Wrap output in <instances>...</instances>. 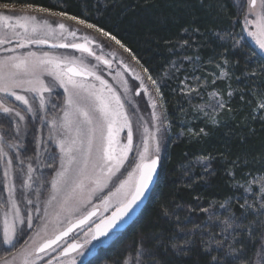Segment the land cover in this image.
<instances>
[{
    "label": "snow or ice",
    "instance_id": "snow-or-ice-1",
    "mask_svg": "<svg viewBox=\"0 0 264 264\" xmlns=\"http://www.w3.org/2000/svg\"><path fill=\"white\" fill-rule=\"evenodd\" d=\"M233 6L238 14H243L241 32L235 34L240 39L235 40L234 34L228 30H223L218 38L232 40L231 48L240 57H247L246 63L264 61V0H239V3L233 0ZM0 10H3L0 11V53H3L0 55V93L3 94L0 96V127L7 123V136L13 137L8 140L7 136L0 135V247L16 249L21 238L33 230L35 221H47L49 209L55 206L52 215L57 230L49 237L47 223L43 224L44 238L37 242L41 233L36 231L30 238L31 246L25 240L17 254L23 255V264H77V259L85 254L88 245L108 236L146 196L158 166L161 140L168 132L166 110L157 111L162 107L161 88L167 85L154 79L148 68L141 65L149 84L145 83V76L139 73L135 79L140 81V88L149 94L152 108V128L147 123L141 128L144 117L139 114V106L127 99L129 89L125 87L122 98L108 85L100 74L103 71L100 65L110 66L111 61L97 55L89 46L87 37L82 43H51L52 49H76L82 53L81 56L40 50V46L48 45L51 40H65V33L76 36V31L66 21L93 29L124 52L131 53L120 39L66 11L53 12L33 4L23 5L17 10L12 0H0ZM17 11L19 15L15 14ZM46 17L57 18L55 27ZM245 31L258 46L259 53L243 50ZM184 46H187V41ZM88 57L94 58L97 63L87 62ZM132 59L140 63L135 55H132ZM187 59L189 62L195 60L193 57ZM224 63L228 61L225 59ZM217 68H220L219 64ZM259 72L264 75V64L260 65ZM251 76L255 77L256 72H252ZM88 78L93 82H88ZM218 78H224L223 69ZM97 83L100 87H97ZM149 87L154 92H149ZM58 89H63V92H58ZM188 91L193 89L189 88ZM53 93L62 97V102L53 100ZM140 94L138 90L136 95ZM228 96L231 97L232 93L229 92ZM10 97L22 102L26 106L24 110L10 105L7 102ZM226 104V101H218L215 108L224 109ZM48 105L53 109L61 106L59 124L55 119L47 121L46 115H41ZM262 110L264 98L254 111ZM26 113L41 125L46 121L50 124L47 140L38 133L36 124L29 122ZM211 124L219 126L220 121L213 118ZM134 129L139 131L137 143H134ZM122 131L125 132L123 140L119 138ZM194 134L207 135L203 128L200 133ZM131 153L134 155L130 156ZM129 165L132 170L127 171V178L120 179L121 169L127 170ZM40 168L52 173L50 180L43 179V173L37 175ZM116 180L119 183L112 195L119 194V199L115 210L110 215L98 217L100 210L92 204L93 195ZM260 183V200L264 201V179ZM45 189L48 194L41 207ZM102 203L104 212H108L112 206L109 197H105ZM89 206L91 210L80 214ZM238 207L240 215L235 217L236 222L224 221L222 233H227L225 239L218 240L216 234L211 232L185 230L178 226L167 242L158 236H142L135 256L127 257L124 264H182L184 259L191 258L194 251L197 257H207L205 264H235L243 251L242 248H235V244L242 239L240 234H251V226L241 227L240 221L251 214L258 218L254 224L264 227V220L259 219L264 216V203L256 209H252L247 202ZM162 214L168 216L167 211L162 210ZM186 219L191 220L190 217ZM61 222L67 226L59 228ZM85 226L87 231L82 242L78 239L66 242L65 238L70 233L75 229L83 230ZM177 233H183L184 238H179ZM205 235L207 239L203 238ZM228 237H231V242ZM261 247L264 248V242ZM168 256L174 260L166 259ZM0 264L10 262L3 260Z\"/></svg>",
    "mask_w": 264,
    "mask_h": 264
},
{
    "label": "trees",
    "instance_id": "trees-1",
    "mask_svg": "<svg viewBox=\"0 0 264 264\" xmlns=\"http://www.w3.org/2000/svg\"><path fill=\"white\" fill-rule=\"evenodd\" d=\"M12 3L66 11L86 23L96 24L131 50L124 53L132 62L135 55L140 63L134 64L148 68L154 79L167 85L162 87V93L170 126L162 138L156 187L140 216L85 264H124L127 257L135 256L142 236H158L167 242L178 226L211 232L218 240L225 239L227 233H222L221 220L232 215L236 222L243 186L264 170V110L254 111L264 98V75L259 72L264 61L246 63L247 57H240L231 48L232 40L218 38V34L228 30L239 41L235 34L241 32L243 14L237 13L233 0H12ZM67 22L80 26L74 21ZM93 34L114 45L98 33ZM244 43V51L260 52L248 40L244 39ZM189 56L195 58V73L208 75L207 83L221 87L227 96L225 108L216 117L219 126L212 125L210 118L192 116L188 101L180 94L181 76H176L181 72L174 65L178 67ZM221 69L226 71L223 79L218 78ZM254 71L256 76L252 77ZM202 128L207 135L194 134ZM44 174L42 178L47 179L50 171ZM162 210L168 212L167 217ZM257 219L250 214L240 221L241 227L251 226V234H240L242 239L235 248L243 251L235 264H264L261 247L264 227L254 224ZM177 235L184 238L183 233ZM228 239L231 242V237ZM165 258L174 260L171 256ZM206 259L197 257L194 251L182 264H197V260L198 264H205Z\"/></svg>",
    "mask_w": 264,
    "mask_h": 264
},
{
    "label": "rangeland",
    "instance_id": "rangeland-1",
    "mask_svg": "<svg viewBox=\"0 0 264 264\" xmlns=\"http://www.w3.org/2000/svg\"><path fill=\"white\" fill-rule=\"evenodd\" d=\"M23 5H16L17 10H19ZM38 7V6H37ZM247 7V6H246ZM3 11V10H0ZM5 14H12V13H5ZM16 15H19L20 12L17 11L15 13ZM49 19L50 23H52L53 27L56 25V17H46ZM243 21V18H242ZM67 25L73 30L76 31V36L72 37L67 35L65 33L66 39L63 41H56V40H51L50 43H57V42H84L85 37L88 38L89 46L93 49V51L97 55H101L105 57L106 59L111 61V65H103L101 64L100 67L103 69V71L100 73L104 80L108 82V85L114 89L118 94L122 95V98L125 94V87L129 89V91L126 93L127 99L133 100L140 109V115H143L144 121L141 122V128L143 127L144 123H147V126L151 129L152 128V123H151V117L150 113L152 111L151 108V103H150V98L149 94L147 92H144L140 88V81H137L135 79V75L137 73L145 76V83L149 84V82L146 79V75L143 73V69L141 66L136 65L137 63L133 61L122 51L118 45H115L114 42H112L116 47L111 46L109 43L104 42L103 40L99 39L96 37L95 34H93L95 31L93 29H88L84 26L85 29H83V25H80L79 27L73 26V24H70L66 21ZM243 26V24H242ZM78 29V30H77ZM90 30V31H89ZM58 31V30H57ZM100 35V34H99ZM101 36V35H100ZM104 38V37H103ZM240 39V38H238ZM244 39L248 40L251 44H253L255 47L258 48V46L254 43L253 39L251 37H248L247 31L244 32ZM259 49V48H258ZM40 50L43 51H55L58 53L62 54H72L76 56H81L82 53H80L76 49H52L49 44L48 45H43L40 46ZM24 51V50H21ZM0 55H3V53H0ZM86 55V54H83ZM191 57V56H189ZM185 57L182 59L181 63L176 66V69H179L180 74H178L176 77H180V82H179V91L180 94L185 97V99L188 101V108L191 109V114L192 116L199 115L201 117H206V118H216L218 113L222 109H217L215 108V105L217 104L218 101H226L227 102V96L223 94V89L221 87H211L210 83H207V76H202L197 73H195V68H196V61L194 62H189V60ZM130 59V60H129ZM87 62H90L92 64H96L97 62L95 61L94 58L88 57ZM188 64V66L186 65ZM174 68V67H173ZM221 72V71H220ZM224 72V77L226 75V71L223 69ZM221 75V73H220ZM170 76V75H169ZM167 77V76H166ZM193 77H196V79H193ZM157 81H161L159 79H156ZM183 81V83H181ZM46 82H48V78H46ZM88 82H93L91 78H88ZM97 87H100V85L97 83ZM191 88L193 91L189 92L188 89ZM140 91V95H136L137 91ZM58 92L62 93L63 89H58ZM149 92H154V89H151L149 87ZM162 92V88H161ZM230 92V91H229ZM228 92V93H229ZM31 94H29L30 96ZM0 96H3L2 93H0ZM53 100H60L62 102V97H57L56 93H53ZM10 105L20 109L24 110L26 106L22 104L20 101H16L15 98L10 97L7 101ZM158 102H160L158 100ZM158 112H165V103L164 100L162 99V107L157 109ZM28 120L31 123H35L38 133L41 134L45 140L48 139L49 136V129H50V124L47 123V121H51L55 119L57 121V124H59L60 119L62 117V108L60 105H58L55 109L51 107V105L47 106V109L45 112L41 113V115H46L47 121L41 125L39 124L38 121H34L31 114H27ZM135 119V117H134ZM31 123L29 126H31ZM170 122L169 118L166 115V127L169 128ZM8 128V124L5 123L3 127H0V135H5L7 136L6 129ZM121 140L125 138V132L120 133ZM8 140H12V136H7ZM139 141V131L134 129V143H137ZM161 140V151L157 154L160 157L162 156V148L164 143ZM55 151L58 153V148L55 149ZM29 155H31L29 153ZM134 153H131L130 156H133ZM48 163V161H45ZM58 163V162H57ZM35 166V165H34ZM132 170V166L129 165L127 167V170L121 169V174H120V179H125L127 178V171ZM47 170L40 168L37 172V175H40V173H43V176H45ZM0 175H2V169H0ZM50 176L47 178V180L51 179L52 173L49 174ZM48 176V175H47ZM264 179V170L262 173L255 174L249 180L245 183L243 186L244 193L242 197V204H247L252 208L256 209L258 208L264 201L260 200V187H261V180ZM119 181H113L109 184V186L105 189H103L100 192H97L96 194L93 195L92 198V204L100 208V212L98 213V217L102 215H110L111 211L115 210L116 202L119 199V194L117 195H112V193H115L116 187L118 185ZM50 188V185L48 186ZM251 188V191H247V189ZM47 189L44 190V195L41 197V207H43V201L46 200L47 198ZM6 195V194H5ZM105 197H109L111 207L109 208L108 212H104V206L102 201L104 200ZM55 206L53 208L49 209L50 215L47 219V221L40 219L36 220L33 226V230L29 233H26V235L21 238L19 244L16 245V249H7L5 247H0V256L3 255V253L8 252L6 255L3 257H0V261L3 260H8L10 264H23V255L22 254H17L18 250L21 248V246L24 245L25 240H28L29 242V247L31 246V237L35 234L36 231H40L41 235L40 237H37V242H39L41 239L44 238L45 236V230L42 229V225L47 223V235L49 237L52 236L53 232L57 230V225L55 223L54 216L52 213L54 212ZM91 210V206L87 207L84 209L80 214H86V211ZM75 216L73 217V221L75 220ZM264 220V216L259 217ZM94 219H97L94 217ZM228 220L230 223H235L232 215H228L224 217L221 222L224 225V221ZM98 222V219H97ZM67 224L64 222H61L59 224V228H64L66 227ZM87 231V227L85 226L83 230L77 229L75 230L71 236L66 238L67 243H71L72 240L78 239L81 242L84 239V232ZM229 232H231V229H229ZM120 233V232H119ZM119 233H112L109 236L99 239L98 241H93L91 245H88V247L84 250V255L80 256L77 259V264H85L88 259L93 257L98 250L109 244ZM15 257V259H13Z\"/></svg>",
    "mask_w": 264,
    "mask_h": 264
},
{
    "label": "water",
    "instance_id": "water-1",
    "mask_svg": "<svg viewBox=\"0 0 264 264\" xmlns=\"http://www.w3.org/2000/svg\"><path fill=\"white\" fill-rule=\"evenodd\" d=\"M77 43H82V42H77ZM49 46L51 47V43H49ZM160 166H161V157L159 156L158 166H157L156 172L154 174L153 181L150 184L149 189L146 193V196L144 198H142L141 201H139L136 206H134L133 210L129 213V215L127 217H125V219L123 221H121L118 224V226L109 233V235L112 233H119V232L125 231L140 216V214L142 213V211L146 207V205H147V203H148V201H149V199H150V197H151V195H152V193L156 187L158 177H159V172H160ZM99 210H100V208H99ZM75 230H77V229H75ZM72 233H70L69 236H71ZM102 238H105V237H101L100 239H102Z\"/></svg>",
    "mask_w": 264,
    "mask_h": 264
}]
</instances>
